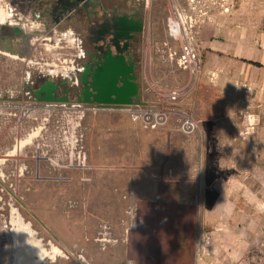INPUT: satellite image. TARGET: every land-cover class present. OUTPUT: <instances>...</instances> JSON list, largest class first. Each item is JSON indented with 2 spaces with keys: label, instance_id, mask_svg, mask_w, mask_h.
<instances>
[{
  "label": "rangeland",
  "instance_id": "obj_1",
  "mask_svg": "<svg viewBox=\"0 0 264 264\" xmlns=\"http://www.w3.org/2000/svg\"><path fill=\"white\" fill-rule=\"evenodd\" d=\"M127 1L147 15L137 55L141 87L148 61L149 76L183 88L174 109L199 121L195 96L211 91L199 88L210 63L201 32L226 0ZM172 5L194 26L199 78L170 54L178 48L168 24ZM51 43L43 41L38 65L0 53V92L9 89L0 98L16 104L34 67L43 78L67 75L77 41ZM222 67L226 73L229 65ZM8 68L18 71L20 84ZM223 83L228 104L213 127L199 121L185 134L171 123L180 133L169 141L171 169L161 175L144 167L154 141L125 114L99 112L92 103L0 108V264H264V113L248 112L231 98L240 91ZM24 102L34 105L27 96Z\"/></svg>",
  "mask_w": 264,
  "mask_h": 264
},
{
  "label": "flooded vegetation",
  "instance_id": "obj_2",
  "mask_svg": "<svg viewBox=\"0 0 264 264\" xmlns=\"http://www.w3.org/2000/svg\"><path fill=\"white\" fill-rule=\"evenodd\" d=\"M0 1V7L6 13V18L0 22L3 24L0 30V48L4 49L0 50V53L17 58L24 55L22 60L25 65H38L43 60L41 29L36 26L30 29V21L39 23L48 16V23H53L54 19H62L63 12L65 19L81 18L80 29L75 33L80 52L73 55L72 66H69L67 75L59 76L51 72L43 78L41 73L36 71L38 68L34 67V71L28 72V80L22 78L20 84L18 71L8 68L6 72H12L16 82L21 85L16 95L22 98L15 99L18 101L16 104L14 99H7V104L4 98H0V108L10 107L25 111L31 108L40 109L42 102L82 103L80 99L84 98L86 89L83 76L87 74V69L93 70L103 61L104 51H110L112 55L123 53L128 63L133 62L137 74L138 50L147 28V15L140 6L127 0H86L84 3H77L76 0ZM22 72L26 73L25 66ZM88 77L90 78V75ZM6 79L9 81V76L4 80ZM5 87V90L0 92V97L5 94L3 91H9L6 85ZM43 87L45 91L41 92ZM25 96L33 101V106L29 104L27 107ZM46 97L52 101H46Z\"/></svg>",
  "mask_w": 264,
  "mask_h": 264
},
{
  "label": "crops",
  "instance_id": "obj_3",
  "mask_svg": "<svg viewBox=\"0 0 264 264\" xmlns=\"http://www.w3.org/2000/svg\"><path fill=\"white\" fill-rule=\"evenodd\" d=\"M217 6L210 14L208 30L203 29L201 32L200 49L205 52L206 64L207 58L210 63L208 62V73H202L199 75L200 78L198 77L199 88L211 89L210 95L198 92L194 99L195 104L199 106L198 112H201L198 116L202 129L213 127L218 121L215 114L225 111L228 98L220 92V88L226 86L223 81L232 82V86L240 91L231 98L244 109L257 114L264 113V0H226L224 12ZM48 22V16H45L39 23L33 21L28 23L30 29L33 26L41 29L42 43L51 40V44L56 48L61 43L76 41L75 33L80 29V17L54 19L53 23ZM223 63L229 65L226 69L230 72L227 70L226 73L220 72L224 70ZM99 112L125 114L130 118V123L140 129L142 135L154 141L156 150L148 144L150 154L147 156H150L151 165L145 163L146 169L152 168L157 171L154 175H161L171 169L169 164L171 159L165 156V153H170L175 148L171 147L169 141L180 133L171 125V123L175 125L173 121L170 120L160 129L151 130L145 129L140 118L131 114L111 109H101ZM165 138L167 152H160V148L165 150Z\"/></svg>",
  "mask_w": 264,
  "mask_h": 264
},
{
  "label": "built area",
  "instance_id": "obj_4",
  "mask_svg": "<svg viewBox=\"0 0 264 264\" xmlns=\"http://www.w3.org/2000/svg\"><path fill=\"white\" fill-rule=\"evenodd\" d=\"M170 33L178 42V48L170 54L178 65L194 77H199L202 69V58L196 46L194 26L177 5L170 8L168 18ZM146 61L143 79L144 87H141L139 103L103 106L92 103L93 110L111 109L125 112L140 118L145 129L157 130L168 124L174 117L176 127L191 134L199 128V121L190 113L176 111L174 104L178 103L184 94L181 87H166L156 78L149 76Z\"/></svg>",
  "mask_w": 264,
  "mask_h": 264
},
{
  "label": "water",
  "instance_id": "obj_5",
  "mask_svg": "<svg viewBox=\"0 0 264 264\" xmlns=\"http://www.w3.org/2000/svg\"><path fill=\"white\" fill-rule=\"evenodd\" d=\"M85 1L76 0L77 3ZM64 14L65 12L61 18ZM87 71L83 76L86 89L84 98L80 99L82 103L111 106L140 102L141 83L135 73L133 62L128 63L123 53L112 55L110 51H104L103 61L95 69L89 68ZM43 91L45 87L41 89V92ZM44 99L52 101L49 97Z\"/></svg>",
  "mask_w": 264,
  "mask_h": 264
}]
</instances>
